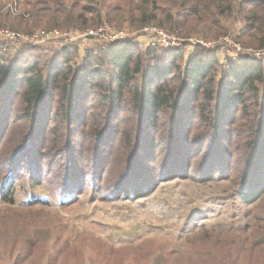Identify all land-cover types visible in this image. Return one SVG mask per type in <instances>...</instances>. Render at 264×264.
<instances>
[{"label":"rangeland","instance_id":"rangeland-1","mask_svg":"<svg viewBox=\"0 0 264 264\" xmlns=\"http://www.w3.org/2000/svg\"><path fill=\"white\" fill-rule=\"evenodd\" d=\"M231 1L234 4L232 13L220 16L222 29L219 30V34L211 33L209 22H203L186 33L171 30L158 22L152 23L166 30L176 31L183 38L196 37L205 43H218L215 48L203 44L184 43L179 49L184 55L183 63L197 47L215 53L219 61L218 93L229 80L227 72L231 61H240L248 57L264 64V48L251 45L246 36L250 25L247 20L256 12L258 15L264 13V2L261 5L248 6L245 3L241 5L239 0ZM24 4L25 0H0V56L9 63L13 62L19 67L25 66V63L40 51L45 60L52 50H48L49 47L60 48L70 44L76 49L71 63L76 70H80L88 65V62L85 64L88 52L100 46H107L101 41H84L85 39L76 41L59 39L48 44H34L23 39L16 41L14 34L32 36L37 32L51 29L49 27L23 29L19 24L21 14L18 12L25 11ZM118 4V0L111 2L112 8ZM165 4V7H172L169 3ZM173 9L180 10L179 7ZM104 22L125 30L131 37L136 38L145 27L135 26L127 16L114 17L111 21L105 17ZM101 24L102 22L90 24L87 29ZM56 28L62 30L60 27ZM67 31L73 34L80 30ZM148 47L152 50L156 48L151 45ZM141 48L145 50L147 47ZM47 59L45 61L48 62ZM159 59L147 64L158 63ZM106 68L113 73L110 67ZM263 87L260 85L264 108ZM126 99L130 101L128 96ZM126 99L119 120L124 119L130 125L137 115L132 119L134 112L127 111L126 106L129 103ZM88 105L86 102V107ZM215 105L213 115L218 109V102ZM256 107L250 106L248 112L252 113ZM101 109L100 113L104 112L105 115L107 105L103 104ZM9 110L13 111L8 125L11 126L13 119L21 117V114L20 109L16 111L14 106ZM260 114L253 117L248 113L239 114L243 119L240 131L249 127L251 122L257 131ZM58 123L60 127L65 128L62 120H58ZM196 123L200 128L193 136L190 131L189 133L187 131L186 135L189 134L191 137L206 135L205 124L198 121ZM14 124L21 125L13 126L4 140L15 139V146H23L20 143L23 138L21 130L27 128L28 121L21 118L14 121ZM110 124L112 121H104L101 126L97 125V128L103 130V135L100 142L99 139H95L99 142L96 144L81 139L80 133L73 136L77 148L74 159L78 161L79 168L78 170L73 168L68 178L64 180L51 177L47 172L52 162H59L64 170L69 166V162L56 148L49 151L45 147L47 142L44 146L31 142L37 146L39 153L36 154L23 152L28 148L27 141L20 151L1 146L0 264H204L203 257L196 260L194 257L196 252H209L215 258L214 261L219 260L224 250H227L224 246L227 244L229 246L232 239L235 242L231 248L240 239L239 246L233 248V250L237 248L240 257L235 264H264V244H256L259 237L256 230L264 233V191L257 196L259 192L255 190H258L260 184H251L256 178L260 179L262 174L260 175L258 170L260 168H252L254 177L251 182L242 181L240 176L250 167L237 162V157L245 152L241 148L245 142L242 140L245 134L240 131L232 135L227 133L228 136L230 134L232 141H226V144L220 139L215 145L202 142L198 146L195 139L194 143L179 142L176 145L179 146L181 143L183 146L177 150L178 153L174 149L173 138L165 139L161 142L162 148L147 160L146 156H142L145 153L143 147L134 173L127 177V183L117 184V179L121 177L117 175L112 177V166L108 164L105 169L109 174L104 178L102 191L97 192L94 187L100 182L98 173L100 168L104 167L102 161H97V154L101 151L106 155L112 150L109 147L112 140L108 141L112 131L116 135V132L126 128L121 125L119 130L114 131L109 128ZM137 124L139 127H136V130L139 133L143 124L138 121ZM160 124L166 128L172 125L168 118H161ZM106 125L109 126L105 127ZM160 129L162 138L168 135V130ZM200 139L202 138L198 140ZM131 144L135 146L133 141ZM223 146L231 151L230 166L226 165L227 160L223 158V152L220 150ZM63 150L67 155L68 151L64 147ZM132 151L133 147H130L127 160L130 159ZM186 158L190 159L191 163L188 176L178 169L186 166L188 162ZM36 162L43 168L42 172L33 167ZM130 164L129 161L122 165L117 164L116 171L125 175ZM52 169L57 170L58 174H63L62 170L58 172V165L52 166ZM211 169L213 174L209 172ZM70 185H74L72 191L62 192L64 188L69 189ZM118 189L123 193L117 192ZM9 190L10 192L6 193ZM2 194L10 195L12 201H4Z\"/></svg>","mask_w":264,"mask_h":264},{"label":"trees","instance_id":"trees-1","mask_svg":"<svg viewBox=\"0 0 264 264\" xmlns=\"http://www.w3.org/2000/svg\"><path fill=\"white\" fill-rule=\"evenodd\" d=\"M111 2L112 0H25L26 9L20 13L19 24L23 29L31 30L38 27L51 29L60 27L62 30L83 31L90 24L103 23L105 17L111 21L114 17L127 16L132 24L140 28L158 22L171 30L185 33L203 22H209L211 33L219 34V30L222 29L220 16L230 15L234 5L231 0H118L119 4L112 8ZM263 2L264 0H239L241 5L245 3L248 6L261 5ZM165 3L171 4L172 7H165ZM175 7H179L180 10L175 11L176 9H173ZM247 21L250 22L246 31L248 43L256 48H264V13L258 15L256 12ZM73 46L69 44L60 48L49 47L48 50L52 49L49 55L44 51L48 55V59L45 58L48 62L43 59L40 51L22 67L16 66L13 62L9 63L0 56V148L6 146L11 150L20 151L27 141L28 148L23 152L36 154L39 153L37 146L31 142L42 146L47 142L45 147L49 151L56 148L69 162L65 170L59 162H52L47 172L51 177L64 180L68 178L73 168L77 170L79 168L78 161L74 159L77 148L73 136L76 133H80L81 139L87 143L96 144L103 135V130L97 128L98 124L101 126L104 121H112L109 128L114 131L123 125L126 127L123 131L119 130L116 135L112 131L108 139L112 140L109 145L112 150L106 155L101 151L97 154V161H102L104 167L102 166L98 173L100 182L93 187L97 192H101L104 178L109 174L105 169L108 164L112 166V177L115 175L121 177L117 179V184L123 182L125 184L128 182L129 174L134 173L143 147L145 153L142 156H146L147 160L162 148L161 142L165 139L173 138L177 153L183 146L181 143L177 146L179 142L194 143L197 140L195 142L198 146L202 142L215 145L220 139L226 144L232 141L230 134L228 136L227 133L232 135L242 128L243 119L239 114L248 113L253 117L261 113L257 131L253 122L240 131L245 134L242 139L245 141L244 145H241L245 152L237 157V162L250 167L240 176L245 182L250 183L254 177L252 168H260L258 170L260 175L262 174L261 178H256L251 184L262 185L255 190L259 192L257 196L264 191V108L263 94L260 93V85L264 86L262 61L248 57L240 61H231L227 72L229 80L218 93L219 61L215 53L207 52L201 47H197L183 63L184 55L180 50L168 51L161 47H156L155 50L147 47L144 50L136 43L119 41L88 52L85 57V64L88 62V65L76 70L71 63L76 53ZM162 54L164 55L160 57ZM157 58H160L158 63L147 64ZM106 66L110 67L113 73L107 71ZM125 99L129 103L126 106L127 111L134 112L132 119L137 115L130 125L124 119L119 120ZM86 102L89 104L88 107ZM217 102L218 109L213 115ZM103 104L107 105L105 115L104 112L100 113ZM254 105L257 107L249 113V107ZM12 106L16 111L20 109L21 114V117H15L13 122L21 118L28 121L27 128L21 130L23 138L20 143L23 146H15V139L4 140L13 126L21 125H13L12 122V125L8 126L13 113L9 108ZM161 118H168L171 127H162ZM58 120L64 122L65 128L60 127ZM137 121L144 126L139 133L136 130L139 127ZM197 121L205 124L206 135L199 137L186 135L187 131L188 133L190 131L193 136L200 128ZM160 128L168 130V135L164 138ZM199 138L202 139L198 140ZM95 139H99V142ZM132 141L135 146H132ZM63 147L68 151L67 155ZM130 147H133V151L127 160ZM220 150L223 152V158L227 160L226 165L230 166L231 151L225 146L220 147ZM187 160L185 167L178 168L179 172H185L186 176L190 173L191 165L190 159ZM128 161L131 164L126 168L125 175L116 171L117 164L122 165ZM55 165L59 167L58 172L62 170L63 174H58L57 170L52 169ZM33 167L40 169L39 172L43 170L38 162L34 163ZM209 172L213 174V169ZM73 186L70 185L69 189L64 188L62 192L72 191ZM8 192L10 190L6 193ZM117 192L123 193L119 189ZM2 197L4 201H12L10 195L2 194ZM256 233L259 236L256 244H264V233L258 230ZM233 242L235 241L232 239L229 246L228 244L224 246L227 250L223 249L222 258L219 260L214 261L215 258L205 251L196 252L194 257L196 260L203 257L204 264L209 262L235 264L240 257L237 248L236 250L233 248L240 244V239L231 248Z\"/></svg>","mask_w":264,"mask_h":264},{"label":"built area","instance_id":"built-area-1","mask_svg":"<svg viewBox=\"0 0 264 264\" xmlns=\"http://www.w3.org/2000/svg\"><path fill=\"white\" fill-rule=\"evenodd\" d=\"M22 12V11H21ZM20 11L18 12L21 13ZM15 39H23L34 44L51 43L59 39H70L72 41L85 39L84 41L97 40L105 43L106 45L119 42L129 41L137 42L140 47L155 46L161 47L165 50H179L183 47L184 43H190L191 45L203 44L207 47L215 48L218 43H205L202 39L196 37L183 38L176 31L166 30L157 25H147L141 29V33L138 38L131 37L125 30L117 29L109 23H102L101 25L78 31L76 33L70 31H63L57 28H53L43 32H37L34 35H20L14 34ZM142 37L144 38L142 40ZM69 41V40H68ZM145 41V42H144Z\"/></svg>","mask_w":264,"mask_h":264},{"label":"crops","instance_id":"crops-1","mask_svg":"<svg viewBox=\"0 0 264 264\" xmlns=\"http://www.w3.org/2000/svg\"><path fill=\"white\" fill-rule=\"evenodd\" d=\"M77 46V45H76Z\"/></svg>","mask_w":264,"mask_h":264}]
</instances>
